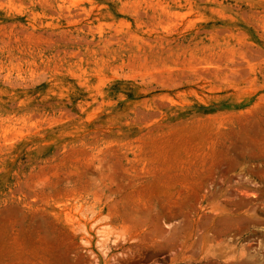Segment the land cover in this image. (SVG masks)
Masks as SVG:
<instances>
[{
	"label": "rangeland",
	"instance_id": "rangeland-1",
	"mask_svg": "<svg viewBox=\"0 0 264 264\" xmlns=\"http://www.w3.org/2000/svg\"><path fill=\"white\" fill-rule=\"evenodd\" d=\"M0 264H264V0H0Z\"/></svg>",
	"mask_w": 264,
	"mask_h": 264
}]
</instances>
